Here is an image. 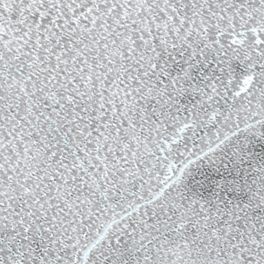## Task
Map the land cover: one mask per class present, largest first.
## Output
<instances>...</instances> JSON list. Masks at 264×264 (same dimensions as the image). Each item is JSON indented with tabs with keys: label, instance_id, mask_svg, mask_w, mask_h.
<instances>
[{
	"label": "snow or ice",
	"instance_id": "1",
	"mask_svg": "<svg viewBox=\"0 0 264 264\" xmlns=\"http://www.w3.org/2000/svg\"><path fill=\"white\" fill-rule=\"evenodd\" d=\"M0 264H264V0H0Z\"/></svg>",
	"mask_w": 264,
	"mask_h": 264
}]
</instances>
